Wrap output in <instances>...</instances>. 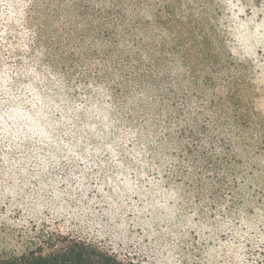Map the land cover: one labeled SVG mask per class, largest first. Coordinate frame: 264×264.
<instances>
[{"label": "rangeland", "instance_id": "374dc122", "mask_svg": "<svg viewBox=\"0 0 264 264\" xmlns=\"http://www.w3.org/2000/svg\"><path fill=\"white\" fill-rule=\"evenodd\" d=\"M80 1L114 4L130 25L148 21L150 10H158L166 23L145 32L158 41L159 57L166 58L176 114L183 104L184 113L193 114L201 100L224 98L230 89L255 116V127L241 130H264V0ZM220 67L230 85L223 83ZM201 81L208 93L196 85ZM82 92L97 101L89 84ZM152 95L135 93L127 106L143 105ZM228 104L240 112L235 100ZM125 108L107 105L92 123V130L103 134L89 132L80 145L100 152L114 131L130 133V141L122 142L127 164L99 157L88 163L60 158L54 165L16 164L19 175L9 185L20 186L27 197L21 208L13 206L0 217L1 246L21 251L29 237L48 227L75 236L87 232L121 255L131 252L141 264H264V135L218 150L226 155L218 172L178 173L173 169L186 166L189 156L159 141L151 120L130 123ZM75 115L79 124L88 119L82 111Z\"/></svg>", "mask_w": 264, "mask_h": 264}, {"label": "trees", "instance_id": "16d2710c", "mask_svg": "<svg viewBox=\"0 0 264 264\" xmlns=\"http://www.w3.org/2000/svg\"><path fill=\"white\" fill-rule=\"evenodd\" d=\"M120 12L114 4L103 7L80 0H0V217L13 206L21 208L27 197L20 186L9 185L19 175L16 164L54 165L60 158L88 163L95 157L127 164L122 142L130 141V133L114 131L108 148L100 152L81 149L85 134H103L92 130V123L107 105L126 107L130 123L151 120L159 141L188 155L186 166L173 169L178 173L218 172L226 159L218 150L263 137L264 130L252 128L255 116L245 112L240 96L230 89L224 98L201 100L193 114L184 113L185 104L176 114L166 58L159 57L158 41L145 32L166 22L155 8L148 21L132 25ZM203 53L198 54L205 58ZM224 68L218 71L222 74ZM223 83L230 85L228 77ZM88 84L97 92L96 102L82 92ZM196 85L205 86L202 81ZM135 93L153 95L143 105L127 106ZM229 100H235L240 112H232ZM78 111L88 117L83 124L78 123ZM242 126L252 129L243 131ZM33 235L21 251L0 244V264H141L131 252L121 255L111 243L87 232L75 236L47 227Z\"/></svg>", "mask_w": 264, "mask_h": 264}]
</instances>
